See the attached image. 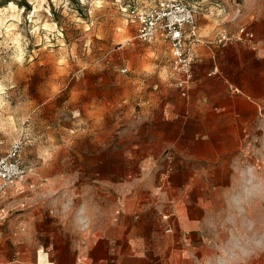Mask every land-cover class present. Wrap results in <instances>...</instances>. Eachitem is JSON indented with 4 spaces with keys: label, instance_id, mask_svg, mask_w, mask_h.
<instances>
[{
    "label": "rangeland",
    "instance_id": "374dc122",
    "mask_svg": "<svg viewBox=\"0 0 264 264\" xmlns=\"http://www.w3.org/2000/svg\"><path fill=\"white\" fill-rule=\"evenodd\" d=\"M215 1L222 11L211 17L264 38V0ZM157 2L0 0V155L23 141L22 165L38 181L28 197L39 204L45 239L70 240L72 217L88 213L76 238L84 237L101 214L115 212L117 197L132 194L140 164L156 151L168 50L135 38L137 25L122 7ZM257 148L246 189L251 218L246 228L233 215L227 226L222 220L218 251L205 264H264V140Z\"/></svg>",
    "mask_w": 264,
    "mask_h": 264
},
{
    "label": "crops",
    "instance_id": "0c3cea01",
    "mask_svg": "<svg viewBox=\"0 0 264 264\" xmlns=\"http://www.w3.org/2000/svg\"><path fill=\"white\" fill-rule=\"evenodd\" d=\"M192 2L204 39L196 47L193 80L185 89L177 86L168 45L157 38L168 50L169 98L155 107L156 151L140 164L132 194L117 197L115 212L101 214L84 237L76 238L92 219L88 213L72 217L70 240L45 239L39 204L28 197L38 185L35 170L25 166L19 192L7 186L0 196L8 211L0 224V264H75L77 257L85 264H205L218 251L222 220L227 226L233 215L235 226L246 228L252 212L246 189L262 155L256 145L264 140V38L215 46L218 32L237 27L211 17L222 11L219 2ZM213 66L217 72L209 75ZM14 190L22 195L15 207L9 202Z\"/></svg>",
    "mask_w": 264,
    "mask_h": 264
},
{
    "label": "built area",
    "instance_id": "2783aa9c",
    "mask_svg": "<svg viewBox=\"0 0 264 264\" xmlns=\"http://www.w3.org/2000/svg\"><path fill=\"white\" fill-rule=\"evenodd\" d=\"M127 12L131 21L137 24L135 38L143 42L160 38L168 45L170 67L176 76V84L181 89L188 87L193 80L196 47L204 40L198 33L195 7L184 0H162L154 6L131 8ZM253 39L254 33L245 25H239L234 32H218L211 43L225 47L233 42H251ZM216 72L217 67L213 66L209 75ZM22 150L23 141L17 139L0 155V196L5 187L27 178L28 169L21 161ZM7 215L8 211L0 205V224ZM169 230L167 228L166 231ZM75 264H85L84 259L77 257Z\"/></svg>",
    "mask_w": 264,
    "mask_h": 264
}]
</instances>
